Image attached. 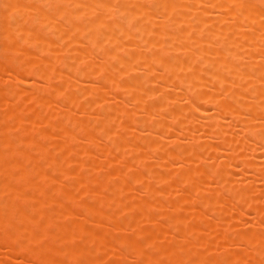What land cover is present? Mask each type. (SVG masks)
I'll return each instance as SVG.
<instances>
[{
	"label": "bare ground",
	"instance_id": "obj_1",
	"mask_svg": "<svg viewBox=\"0 0 264 264\" xmlns=\"http://www.w3.org/2000/svg\"><path fill=\"white\" fill-rule=\"evenodd\" d=\"M26 1L1 0L0 76L30 74L26 40L56 29L64 48L47 65L64 66L49 68L64 85L34 53L31 74L61 92L55 124L48 85L29 97L0 84V264H16L14 242L21 264H264V0ZM44 3L57 19L46 35ZM22 97L35 99L34 120ZM29 169L50 192L19 188Z\"/></svg>",
	"mask_w": 264,
	"mask_h": 264
},
{
	"label": "rangeland",
	"instance_id": "obj_2",
	"mask_svg": "<svg viewBox=\"0 0 264 264\" xmlns=\"http://www.w3.org/2000/svg\"><path fill=\"white\" fill-rule=\"evenodd\" d=\"M29 1H30V0H29ZM29 1L27 0L26 2H29ZM50 1L53 2V0H50ZM31 3H32V4H31ZM48 4H49V3H44V5H45V6L47 5V7L49 8V9H48L47 7H45V8H47V9L44 8V10H46V11H50V9H51V13H49V14L51 15V16L49 15V18H50V19L47 20L48 22L51 20V22H49V23L47 22L48 28H46V33H45V35H46L48 32H50V31L52 30L53 27H56V26H57V25H56L57 19H53V18H56L55 13H54L55 10H54V8H51L52 4H49V5H48ZM24 5H25L26 7H29L30 10H32L31 8H32L33 5H34V0H31L30 3H26V4L24 3ZM44 5H43V6H44ZM25 6H24L23 9L26 8ZM52 7H53V6H52ZM6 8H7V7H6ZM29 8H27L28 11H27V9H25V12L27 11V12H26V13H27L26 18H29V19L31 20V16L28 15ZM7 10H8V8H7ZM1 11H2V10H1V0H0V16L2 15V14H1ZM18 11H19V9H18ZM53 11H54V12H53ZM3 12H4L3 14H5V8H4ZM9 12H10V11H9ZM9 12H6V13H9ZM25 12H24V13H25ZM52 12L54 13V15L52 14ZM29 13H31V11H30ZM13 14H14L15 16H14ZM12 15H13L14 17H16L15 20L17 19V16H18L19 18L21 17V13H20V12L12 13ZM19 15H20V16H19ZM52 16H54V17H52ZM19 18H18L19 21L17 20V23L20 22V19H19ZM29 19H28V20H29ZM26 20H27V19H26ZM53 24H55V25H53ZM31 25H32V23H31ZM34 25H35V22H34ZM47 25H46V26H47ZM52 25H53V27H52ZM49 26H51V29H50ZM30 28H31V27H30ZM47 29H48V30H47ZM49 29H50V31H49ZM53 29H55V28H53ZM47 31H48V32H47ZM53 31H54V30H53ZM55 32H56V29H55L54 32H50V33L52 34V33H55ZM50 33H49V34H50ZM18 34H19V32L17 33V35H18ZM49 34L46 35V41H44L43 44H42V42H40L41 45H43V46H42L43 48H41V45H40V44H37V43H38L37 41L34 40L35 42H37L36 44H34L35 42L33 41L34 47H36V45H39V46H40L39 49H41V50H44V51H45V50H47V51L50 50V52L48 51L49 54H48L46 51H45V53H44V51L38 50L37 48L35 49L33 46H32V48H30L31 45H33V44H31V42L29 43V41L27 42V40H26V45H24V46L22 47V45H23V44H22V41L19 42V40H21V39H19V40H18V43H21L20 46L23 48V50L21 49L22 52H23V57L25 56L24 53L26 54V51H28V52L30 51L29 53L32 55V56L30 55V58L32 59L30 62H34L35 65L38 63L39 65L37 64L36 66H44V64H46V65H47V64H50V65H51L52 63L55 64V65H57V62H58L57 57H59V56H58L59 53H54V52H57V51L60 52V50H61V49L63 50L64 47H62L63 45H62L61 42H60V43H59V42H54V40H56V39L50 38V35H51V34H50V35H49ZM52 35H53V34H52ZM52 35H51V37H52ZM48 36H49V37H48ZM18 37H19V36H18ZM20 37H21V36H20ZM28 37H30V36H28ZM56 37H57V35L55 36V38H56ZM16 38H17V37H16ZM31 39H32V38H31ZM31 39H30V41H31ZM33 39H34V38H33ZM47 39H48V40H47ZM28 40H29V38H28ZM51 40H52V41H51ZM0 41H1V40H0ZM15 41H17V40H15ZM49 42H50V43H49ZM0 43H1L0 46H2V42H0ZM16 43H17V42H16ZM46 43H48V44L46 45ZM53 43L56 44V45H54ZM57 43H59V46L57 45ZM24 44H25V42H24ZM27 44H29L30 47L27 46ZM16 45H17V44H16ZM16 45L14 46V50L16 49L17 52H18V51L21 52L20 49H17V48H19V46H16ZM44 45H45V46H44ZM48 45H49L51 48H50ZM51 45H52V46H51ZM53 45H54V46H53ZM25 46H27V48H26ZM46 46H47V47H46ZM57 46L60 48V50H59V49L56 50V49H57V48H56ZM21 47H20V48H21ZM24 47H25V48H24ZM37 47H38V46H37ZM1 48H2V47H0V49H1ZM29 48H30V49H29ZM33 48H34V49H33ZM24 49H26L25 52H24ZM27 49H28V50H27ZM32 49L34 50V52H33ZM52 49H54V51H53ZM1 50H2V49H1ZM37 51H38V53L41 52L42 55L40 54L39 57H40L42 60H41L39 57H37L38 54H37V55L35 54V55H36V56L34 55L35 57L33 56V54L36 53ZM61 52H62V51H61ZM43 53H44V54H43ZM50 53H51V54H50ZM53 53H54L55 55H53ZM62 53H63V52H62ZM13 54H14V52H13ZM15 54H16V53H15ZM46 54H48V55H46ZM7 55H8V54H7ZM17 55H18V54H17ZM3 56H4V55H3ZM5 56H6V55H5ZM5 56H4V61L7 60V58H5ZM14 56H15V55H14ZM18 56L21 57L22 55H21V56L18 55ZM51 56H52V57L54 56L53 58L56 57V59L52 60L53 58H52ZM60 56H61V53H60ZM19 57H17L18 60H19ZM36 57L39 58V59H36V60H38L37 63H36V60L33 61V59L36 58ZM15 58H16V57H14V59H15ZM24 58H26V56H25ZM24 58H21V59H23V60L25 61ZM43 58H44V59H45V58H51V59L44 60ZM17 59H16V61L18 62ZM26 60H29V59H26ZM14 61H15V60H14ZM40 61H42V62H44V63H43L42 65H40V64H41ZM7 62H8V61H7ZM20 62L23 63V61H20ZM20 62H19V63H20ZM3 63H4V62H3ZM22 63H21V64H22ZM4 65L7 67L8 63H7V64L4 63ZM14 65H16V64H14ZM35 65H34V67H33V68H35V69L32 68L31 70H34V73L37 74V73L35 72V70L37 69V68L35 67ZM50 65H47V66H48V67H47L48 72H46V74H47V73L49 74V71L52 69L51 67H49ZM59 65H60V63H59ZM17 66H18V65H16V67H17ZM32 66H33V64H32ZM32 66H31V67H32ZM53 66H54V65H53ZM61 67H64V66H61V65H60L58 68H56V66H55V67H53L52 71L54 70L55 73H56V70H57V73H59L58 70H60V71H62V73H63L64 69H62ZM7 68H8V67H7ZM19 68H20V67H19ZM29 68H30V67H29ZM49 68H51V69L49 70ZM60 68H61V69H60ZM4 69H5V68H4ZM4 69H3V71H4ZM40 69H43V70H41V73H42V74H43V72H45V70H46L45 67H42V68L40 67ZM6 70L8 71V69H5V73L3 74L4 76H2V75L0 76V77H1L0 80H2V78H3V80H2L3 82L0 81V84L2 83V84H1L2 87H4V85H7V84H8L9 86H10V85L15 86L14 84H16V83H15L14 81H16V82H18V83H22V84L24 85V86L22 87L24 90H25V89L28 90V88L32 89V90L29 89V91H24V90H23V92H22L23 94H24V93H25V94L27 93V94L30 95V94H32V93H36V91L39 92V90H40V91L43 90L42 87L45 86V85H48V84H45L46 81H45V83H44V81H43L44 78H47V81H49L48 83L51 82L50 80H51V78H52V79H53L52 81H53L54 87H55V86H56L57 88L59 87L60 90L62 89L61 86L64 85V81H63V84L61 83V82H62L61 80H62V79L64 80V76H61V75H60L61 78H62L61 80H60V77L58 78L59 74H62V73L57 74V75H58L57 77H56V76L53 77L54 74L51 75L52 71H50L51 73H50L49 75L52 76V77L49 76L50 80L48 79V76H47V75L45 76L44 74H43V75L41 74V75H42V76H41V75L39 74V76H41V77H40V80H37V79H39V77H37V75H36V76H33V75L31 74V70H29L30 74H29L28 72L23 73V74H20V73L18 72L19 70H17V68H15V67H14V69H13L14 71H12L11 69H9V72L6 73ZM15 70H17V72H18L20 75H17L18 73H17ZM24 70H25V69H23L22 72H25ZM38 70H39V69H38ZM38 70H37V72H38ZM42 71H43V72H42ZM54 71H53V72H54ZM0 72H1V71H0ZM15 72H16L17 74H16ZM32 72H33V71H32ZM27 73H28V74H27ZM38 73H39V72H38ZM1 74H2V72H1ZM14 74H16V75H14ZM35 74H34V75H35ZM26 75H27V76H26ZM29 75H30V76H29ZM13 76H14V77L17 76V77L15 78L16 80L13 78ZM43 76H44V77H43ZM21 77H22V78H21ZM32 77L35 78V79H33ZM41 78H42V80H41ZM19 79H20V80H19ZM12 80H14V81H12ZM45 80H46V79H45ZM20 81H21V82H20ZM24 81H25V82H24ZM33 81H34V82H33ZM60 81H61V82H60ZM5 82H6V83H5ZM11 82H13V83H11ZM28 82H29V83H28ZM57 82L59 83V84H58L59 86L56 85ZM31 83L33 84L32 86L30 85ZM34 83H35V84H34ZM22 84H21V85L18 84L19 86L16 84L15 87H17V88H18V87H21ZM28 84H29V85H28ZM51 84H52V83H51ZM51 84H50V87H51L50 90H51V91L49 90L51 93H50L49 91H47V88H49V85H48L47 87H43V88H45V91H47V95H51V97L49 96V97H50V100H51V98H54L55 101H57V100L59 99V98H57V96L59 95L58 92H60V91L57 92V88L55 89L54 87H52L53 84H52V86H51ZM60 84H61V85H60ZM27 85H28V86H27ZM38 85H39L40 87H39ZM9 86H8V87L5 86V87H7L6 89H8ZM13 86H11V87H13ZM41 86H42V87H41ZM15 87H14V88H15ZM24 87H25V88H24ZM34 87L38 88V90H37L36 88H34ZM62 87H63V86H62ZM39 88H41V89H39ZM52 88H53V89H52ZM34 89H36V91H34ZM54 89H55V90H54ZM43 91H44V90H43ZM45 91H44V92H45ZM61 91H63V89H62ZM45 93H46V92H45ZM49 93H50V94H49ZM60 94H61V92H60ZM29 95H26V96H29ZM22 96H24V95H22ZM32 96H34V95H32ZM29 97H31V95H30ZM5 98H6V96H5ZM22 98H24V97H22ZM45 98H46V100H47V101L45 100V103H47V102L50 101L49 99H47L48 97L45 96ZM24 99H25V100H24ZM24 99H23V101H25V102H27V101L29 100V98H27L28 100H26V97H25ZM31 99H32V98H31ZM31 99H30V101H28V102L31 104V106H30V105H27V104H29L28 102H27V103L23 102V103L21 104L23 107L20 106V107H22V109H19V110H20V112H22L21 110H23L25 107H26V108L28 107V109H30V112H29L28 109H25V110H24V111H26L25 114L27 115V113H28V115H30V116L33 118V120H34V119H35V116L33 115V112H32L31 110H33L34 106L36 105V104H35L36 101H35V99H32V100H31ZM56 99H57V100H56ZM19 100H20V99H19ZM33 100H34V101H33ZM55 101H54V102H55ZM3 102H4V105H5V101H4V100H3ZM3 102H2V103H3ZM21 102H22V101H21ZM21 102H20V103H21ZM32 102H33V103H32ZM54 102L51 100L49 104L47 103L48 106H49V108H50V111H49V109H48V107H47V104L44 105V106H46V109L48 110V111L46 110V111L48 112L47 115L52 111V109H53V110H56L54 107H52V106L54 105ZM58 102H60V101H58ZM23 104H24V105H23ZM25 104H26V105H25ZM50 104H51L52 106H50ZM4 105H3V104L0 105V115H1V112L3 113V112L5 111V109H4L5 106H4ZM19 105H20V104H19ZM55 105L58 106V104H57L56 102H55ZM55 105H54V106H55ZM2 106H3V107H2ZM24 106H25V107H24ZM29 106H30V107H29ZM27 111H28V112H27ZM33 111H35V109H34ZM31 112H32V113H31ZM52 112L54 113V111H52ZM52 112L50 113L51 115L49 114V116H52V117H53V115H54L55 113L52 114ZM55 112H56V111H55ZM30 113H31V114H30ZM34 113H35V112H34ZM44 113H46V112H43V114H44ZM3 114H5V113H3ZM21 115L23 116L24 114H21ZM32 115H33V116H32ZM49 116H48V117H49ZM0 117H1V116H0ZM24 117H25V116H24ZM31 117H29V118H31ZM2 118H4V117H2ZM25 118H26V117H25ZM46 118H47V117H46ZM46 118H45V120H46ZM53 118H54V119L51 120V123L54 122V120H55V122H56V119H55V118H56V114H55V117H53ZM1 120H2V119H1ZM1 120H0V124H2V123L4 122L5 125H6V123L8 122V121L5 120V119H3V121H1ZM4 120H5V121H4ZM31 120H32V119H31ZM31 120H30V121H31ZM33 120H32V121H33ZM47 120L49 121V120H50V117H49ZM57 120H58V118H57ZM26 121H29V120H27V118H26ZM55 122H54V123H55ZM4 123H3V125H4ZM48 123H50V121L47 122V124H48ZM51 123L49 124V128L52 127ZM54 123H53V127L56 126V125H55L56 123H55V124H54ZM3 125H1L0 128H3V129L5 128L4 130H6V129H7L6 126H3ZM7 125H8V124H7ZM50 125H51V126H50ZM7 127H8V126H7ZM46 127H48V125H46V123H45V128H46ZM32 129H34V130H32V131L30 130L29 133L32 132V134H33V133L35 132V126H34V128H32ZM46 129H48V128H46ZM0 130H2V129H0ZM4 130H3V131H4ZM48 130H49V132H47V136H46V137H48V135H49V137L51 136V138L48 137L49 140L51 141L50 143H52V145H55V143H56V142H55V139L57 138L56 133H57L58 131L56 132L55 129H52L53 131L56 132V133H55L56 136H54V132H52V134H53V135H52L51 132H50V129H48ZM48 130H47V131H48ZM33 131H34V132H33ZM2 133H3V132H2ZM59 133H60V131H59ZM59 133H58V135H59ZM35 134H36V133H35ZM26 135H27V134H25L24 136H26ZM24 136H23V138H24ZM30 136H31V135H30ZM34 136H35V135H34ZM32 137H33V135L31 136V138H32ZM53 137H54V138H53ZM25 138H27V136H26ZM48 138L45 139V141L47 140V142L45 143L46 145L43 144V145L46 146L47 148H48L49 146L52 147L51 144H50L49 146H47V144L49 143V142H48V141H49ZM28 140H30V139H28ZM26 141H27V140H26ZM45 141L43 140V142H45ZM53 142H55V143H53ZM27 147H28V146H27ZM28 148H29V149L31 148V150L34 149V147H28ZM32 148H33V149H32ZM53 148H55V147L53 146ZM53 148H52V150H53ZM24 149H25V150L27 149V148H26V144H25V148H24ZM49 149H51V148H49ZM52 150H51V154H47V155H45V157L42 159L43 161L41 160L42 162H44V161H45V162H44V163L39 162L40 164H43V165L46 164V165H48V166L52 165L51 163H53V161H54V159H55V156H56V155H55L56 150H55V152L53 151V154H52ZM0 151L3 152L2 149H1ZM26 151H28V150H26ZM49 151H50V150H49ZM29 152H30V151H29ZM35 152H36V151L33 150V154H32V151H31V154H32V156L34 155V158L37 160V157H36V155H35ZM46 152H47V151H46ZM7 153H8V151H6V154H7ZM3 154H5V151L3 152ZM45 154H46V153H45ZM56 154H57V152H56ZM37 155H38V154H37ZM54 155H55V156H54ZM34 158H33V160H34ZM46 160H48V161H46ZM50 162H51V163H50ZM2 164H3V163H2ZM2 164L0 163V177H1V178H0V182H1V180H3V179H2V176H3V175H2V170H3V169H1ZM33 164H34V163H33ZM46 165H45V166H46ZM35 166H36V164H35ZM35 166H33V169H35V171H36V172L38 173V175H39V174H40L39 171H41L42 166H40V168L37 169V170H36V168H38L39 165L36 166V168H35ZM48 166H47V169H48V170L46 169L47 171H49ZM45 168H46V167H45ZM50 169L53 170V167H50ZM38 170H39V171H38ZM42 170H43V169H42ZM52 170L49 171V172H51V173H47L48 175H46V177H47V176L49 177V175L51 174L49 178L47 177L48 181H47V179H45L46 177H45V178H44V177L41 178V180H39V179H35V180H37V181H36V182L34 181V183H35V185L39 186V190H40V185H41V184H42L41 186H43V187H45L44 185L47 184V185H46V189H47V188L49 187V184H51L50 182H52V181L49 180V179H53L54 177L56 178V176L58 177V172H57V170H55V171H54V170L52 171ZM29 171H31V175H28L27 177H25L24 179H22V182L19 183V188H21V189L23 188V192H24L27 196H30L29 198H32V196H33V192L30 191V189L28 188V186H30V185L33 183L31 177H32V176L36 177L37 173H36L34 170H32V169H29ZM34 172H35V173H34ZM52 172H53V173H52ZM54 172H55V173H54ZM29 174H30V172H29ZM53 174H54V175H53ZM38 175H37V176H38ZM4 177H5V176H3V178H4ZM38 177H39V176H38ZM30 178H31V180H30ZM36 178H37V177H36ZM56 179H57V178H56ZM56 179H55V180H56ZM27 180H28V181H27ZM43 181H44L45 183H44ZM46 181L49 182V184L46 183ZM2 182H3V181H2ZM2 182H1V183H2ZM41 182H43V183H41ZM1 183H0V184H1ZM34 183H33V184H34ZM21 184H22V187H21ZM26 184H27V185H26ZM37 186H36V187L33 186V187H34V188H37ZM47 186H48V187H47ZM0 187H1V186H0ZM24 187H27L28 189H26V188L24 189ZM31 188H32V186H31ZM41 188H42V187H41ZM50 188H51V186H50ZM50 188H48V189H49V192L51 191ZM0 189H1V188H0ZM48 189H47V190H48ZM52 189H53V188H52ZM34 190H35V195H37V193L39 192V190H38L37 193H36L37 190H36V189H33V191H34ZM43 190H44V188H43ZM43 190L41 189V191H43ZM1 191H2V190H1ZM27 191H29V192H27ZM52 191H53V190H52ZM55 191L57 192V189H56V188H55ZM58 191H59V190H58ZM60 191H61V190H60ZM60 191H59V192H60ZM43 192L47 193L48 191L46 192V190H44ZM49 192L47 193V196H48V197L51 195V194H49ZM59 192H58V193H59ZM40 193H41V192H40ZM60 193H61V192H60ZM5 194H6V193H5ZM53 194H54V191H53V193H52V196H53ZM2 195H3V194H2ZM7 195H8V193H7ZM35 195H34L33 199L35 198ZM40 195H42V193H41ZM40 195H38V196H40ZM54 195H56V193H55ZM58 195H59V194H58ZM0 196H1V192H0ZM52 196H50V198H52ZM57 197H58V196H57ZM41 198H42V197L40 196L39 199H41ZM44 198H46V199H43L44 202H45V200H47V197L44 196ZM54 198H55V200H56V197H54ZM59 198H60V197H59ZM36 199H38V198H36ZM29 200H30V199H29ZM34 200H35V199H34ZM34 200H32L31 205H33V204L35 205V202H36V201L33 202ZM49 200H50V199H49ZM38 201H39V200H38ZM47 201H48V200H47ZM51 201H52V200H51ZM51 201H50V202H51ZM44 202H43V204H44ZM51 203L53 204V202H51ZM51 203H50V204H51ZM38 205L41 206V205L39 204V202H37V205L34 206V208L36 207V208H35V211H37V213H38V212L40 213V210H41V209H42L41 211H43V209H45L44 211H47V209L50 210V209L52 208L51 206H53V205H49V206L51 207V208L49 209L48 207L45 208V206L38 207ZM47 205H48V204H47ZM32 207H33V206H32ZM53 207H54V206H53ZM38 210H39V211H38ZM53 210H54V213H56L55 211H57L58 208H56V210H55V209H53ZM53 210H52V212H53ZM50 211H51V210H50ZM58 211H60V209H59ZM57 213H58V212H57ZM17 243H18V242H17ZM12 245H13V247L16 246V247H14V249H15V250H14V254L17 253V255H15L16 258L14 257V260H15L16 264H17V263H18V264L23 263V262H19V261H21V260L23 261V259L18 258V257H19V256H18V255H19L18 251H19V248H20V244H19V243H18V244H15V242H14ZM18 246H19V247H18ZM17 248H18V249H17ZM0 250L3 251V252L0 251V252L2 253V255H3V254H4V249L1 247ZM1 253H0V256H1ZM3 257H4V255H3ZM3 257L1 256V258H3ZM20 259H21V260H20ZM1 260H2V259H1ZM14 260H12V262H13ZM27 260H28V259H27ZM24 262L26 263V261H24ZM12 264H15V263H12ZM27 264H29V263H27Z\"/></svg>",
	"mask_w": 264,
	"mask_h": 264
}]
</instances>
